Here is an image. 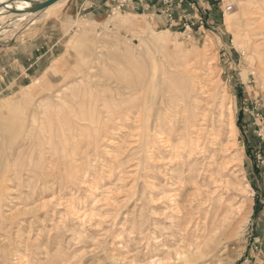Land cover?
<instances>
[{"label": "rangeland", "instance_id": "rangeland-1", "mask_svg": "<svg viewBox=\"0 0 264 264\" xmlns=\"http://www.w3.org/2000/svg\"><path fill=\"white\" fill-rule=\"evenodd\" d=\"M204 3L212 12L199 30L155 26L147 16L119 9L83 15L69 0L43 15L0 12V103L20 98L21 91L35 85L37 90L28 92L33 107L40 100L52 102L38 118L53 115L44 129H29L33 150L15 164L25 168L20 177L13 173V162L3 164V156L15 151L25 132L0 137V264H176L173 253L183 243L177 224L181 210L207 205L210 198L215 206L224 205L222 212L242 209L235 215L236 227L224 235L222 258L264 264V0ZM231 14L240 20L235 28L225 24ZM150 29H167L165 48L155 51L144 43ZM87 66L96 79L93 94L86 97L102 122L93 138L77 125L85 122L66 111L67 104L76 108L70 95L79 89L77 75L63 81L65 74ZM118 69L134 87L127 90L132 106H124L130 109L125 118L113 111L107 118L103 106L114 105L104 79ZM151 70L186 75L196 91H179L169 82L152 84L147 79ZM14 78L18 83L13 85ZM149 97L154 98L150 123H156L157 110L165 122L144 142L142 104ZM107 101L108 106L101 103ZM187 109L201 124L198 154L188 153L187 145L197 134L187 138L182 133ZM21 122L14 125L19 129ZM60 149L67 159L73 157L66 162L71 177Z\"/></svg>", "mask_w": 264, "mask_h": 264}, {"label": "bare ground", "instance_id": "bare-ground-1", "mask_svg": "<svg viewBox=\"0 0 264 264\" xmlns=\"http://www.w3.org/2000/svg\"><path fill=\"white\" fill-rule=\"evenodd\" d=\"M29 1H32V0H0V4L1 3L5 4V6L0 7V12L11 10V11H13V13H11L12 16L15 13H20L22 15L32 14V13H40V14L43 15V14L47 13L48 11H50L52 8L60 6L65 0H57V1L53 2L52 4L48 5L47 7H45L44 9H42V10H40L38 12H28L27 11V9L31 5ZM19 11H21V12H19ZM231 15L232 16H228L226 18L225 24H226V26L228 28H233V27L235 28V26H237V24L240 23V20L237 19L238 16L236 18L235 17L236 15H234V14H231ZM167 33H168L167 29L160 30V31H157V32L155 30L150 29L149 35L146 38V40H144V43H146L148 45V47L153 49V50H155V49L156 50L157 49H159V50L163 49V48H165L167 46V41H166L168 39V37L166 36ZM153 65H154V63H152V66ZM260 70H261V74H262V76L264 78V66H262ZM94 71L95 70L92 69L91 66H87V67H84V68H78L77 67V69L73 70V72H70L69 74H65L64 75L65 77H63L64 80L62 79L63 81H65V78L67 79L68 77H73L74 75L75 76L77 75L76 79L78 80L79 89L76 88L77 91H74L75 93L73 92L74 94L70 95L71 98H74V102H75L74 105H75L76 108H73L72 107L73 105L70 106L69 104H67V108L69 110H66V111H68V115L70 117L73 116L78 121H84L85 122L84 125H81V123H77V125L80 126L82 129L86 130V134L85 135L88 138L89 137L93 138V137H91L92 134H93V136H94V133L97 134V132L99 131V129H100L101 125H102L101 124L102 122H100L99 113L95 111L94 102H91L92 100H91L90 97H89V99L91 101L86 97L87 94H89V93L91 94V92H92L91 91V87H92L91 84L93 82H95V79H96V77H94L95 75H92V72H94ZM181 76L182 75H180V77L179 76L178 77L177 76L176 77H170V76H168L166 74V71H163L161 74L158 75L154 71L151 70L150 74L148 73V75H147V79H149L148 81H150V83H152V84H155V83H157V84L158 83L166 84L167 82H169L170 84L174 85L175 87L177 86L179 91H185V92H188V93L189 92L195 93L196 87H195V85L193 83L191 84V82L193 80L191 79L192 81H189L190 79L186 75L185 76L183 75L182 77ZM104 80H105L104 85L105 84L108 85V86H105L104 89H105V91L108 90V93L110 94L109 96L113 97L112 98L113 100H111V101H113V105H114V109H112V108H110L108 106V104L111 102L110 100H109L110 102L107 101V103L101 102V103H103V104L108 106V107H106V106H103V104H102V106L105 107V109H106V111L104 110L106 112V117L110 118L112 113L115 112L117 118H119V117L120 118H125L128 115V112H129L130 109L129 108H124V106L127 105V104H131V106H132L131 101L127 99L128 95H130L127 92V90H129L130 88H132V90H134V87L126 80V76L124 74V70H122V69H120V70L118 69L115 72V74L107 75V77ZM183 82L186 83V84H184ZM110 84H112V85L110 86ZM196 86H198V85H196ZM99 87L100 86H98V88ZM183 87H184V89H183ZM94 88H96V85H95ZM76 89H74V90H76ZM36 90H37V87L35 85L27 86L25 88V92L24 91L20 92L21 93V97L20 98L18 96V98H14V99H11L9 101L7 100V101H4V102L0 103V137H2L4 135V136H6L9 139H13L16 135L18 136V133L21 130H22V132H25V133H22L21 135H19V137L20 136H23V137H21V139H19L17 141V143L14 144L15 151H11L9 153H6L3 156V158L5 159L3 164L5 166L8 164V162H13V168H14L13 169L14 170L13 173H14V175L16 177H20L21 176V171L23 169H25L23 167H17V165H15L16 162H18L21 159L22 154L24 152H26V153L28 152L30 154V152H32V150H33V148H32V146H33L32 142L33 141L31 142V141H28L29 138L27 139V137H29V134H30L29 133V129H32V128L36 129V127L38 129H44L45 126H47L46 124H48L50 121L52 122V116L53 115L46 116V118L45 117H42L41 119L38 118L37 114H44V116H45V111L47 110V108H49V106H50V108H52L51 107L52 106V102L49 100V98L46 99V100L45 99L44 100H40L36 104V106L33 107V101H32V97H31L30 93H32L33 91H36ZM94 90H96V89H94ZM175 91L173 93H175ZM28 92H30V93H28ZM63 92H65V91H62V93ZM69 92H71V91H69ZM171 92H172V89H171ZM92 94H93V92H92ZM102 94H104L103 91H102ZM178 94H180V93H178ZM96 95H94V96H96ZM62 97H64V94H63ZM65 97H66V95H65ZM52 98H53V96H52ZM59 98H61V97H59ZM107 98H109V97H107ZM137 98L138 97H136V99ZM185 98H186L185 96H181L180 98L178 97V99H185ZM103 99H106V95H105V98H103ZM153 99L151 97H149V99H145V101L142 104V109H143L142 111H144V124H143V129H144V133H143V139L144 140L143 141L144 142H146L147 140L151 141V137H150L149 131H151L152 129H155L156 126H158L159 128L164 126L163 123L165 122L164 121L165 117L163 116L164 118H161L162 116L159 115L160 112L157 110L156 111L157 114L154 115V117L156 119V123L155 124L154 123H152V124L150 123L151 117H149V116H151V115L149 114V107L154 102ZM101 100H102V98H101ZM63 101H65V100H63ZM63 101H61V102H63ZM57 103H59V102H57ZM65 103L63 102V104H65ZM159 103L162 104L163 103V99H160ZM58 105H60V104H58ZM189 105H187V106H189ZM165 107H166V105H165ZM31 108H34V110L33 111L30 110ZM65 108H66V105H65ZM54 110H56V108ZM54 110H53V113H55L54 117H56L57 116L56 115L57 111H54ZM152 110H154V109H152ZM190 110L191 109H189V110L187 109L186 110L187 114L182 118V121L184 123L183 127H182L183 128L182 133L187 138L190 136L191 133L197 134V136L195 135L196 137L194 139L193 138L190 139V141H189L190 143L188 142L189 144H187V142H186V144L189 147L187 145L186 146L189 148L188 153H190V154H198V152H200V150L202 148V147H200L201 146V142H200V138L201 137L199 138V136H198V134L200 133L199 131L201 129V126H200L201 124L198 122V120H197L198 118H196V115L193 112H191ZM49 111L51 112L52 110H49ZM63 111H65V109ZM27 114H29V115H27ZM26 116H27V118H26ZM2 119H3V121H1ZM18 119L22 120L21 124L19 125V129H18V127L16 125H14L15 120H18ZM56 119H57V117H56ZM63 121H66V120H63ZM203 121H204V118H203ZM74 122H76V121H74ZM74 122H71V124L73 123V125H74ZM188 123H189V125H188ZM64 125H65L67 130H71V126L72 125L69 126V122L68 121L65 122ZM27 126H29V127H27ZM103 126H105V125H103ZM171 127L173 129L174 124H169V128H171ZM189 128H191V129H189ZM230 128H232V132H235V124L233 122V118L230 119ZM74 130H75V128H74ZM60 133H59V135H60ZM70 134L71 133H69V135ZM64 135H65V133H64ZM52 136H50V137H52ZM66 136L67 135H65V137ZM70 136L72 137V135H70ZM74 139H72V140H74ZM95 139H96V137L94 138V140ZM69 140H70V138H69ZM67 141H68V139H67ZM67 141L65 140V143H67ZM78 141H81V140L78 139ZM70 143H71V140H70ZM72 143L74 144V142H72ZM54 144H55V142H54ZM93 145L97 146V142L94 141ZM94 146H92V147H94ZM67 147L65 146V148H67ZM72 148H71V152H74V151H72ZM54 149H55V147H54ZM185 149L187 150V148H185ZM54 151L55 150H53V152ZM61 152H63V150H61ZM85 152H83V153H85ZM83 153H81V154L83 155ZM3 154H4V152H3ZM65 154L66 153H64L61 162L64 165L65 170H67L66 174H68L69 177H71V171H70L71 169L69 167L70 165H69V163L68 164L66 163L67 160L69 158H71V157H70V154H69V157L67 159L65 157ZM85 156H87V154ZM6 158L8 159V161H6ZM84 159H82L81 162L84 161ZM41 160L42 159L39 156L38 164H37L38 168L42 164ZM55 160H57V159H55ZM80 165H81V163H80ZM1 169H3V168H1ZM34 174H36V173L34 172ZM1 180H3V179H1ZM204 201L206 202L207 200L205 199ZM209 201L210 202L207 205L199 204L198 207H196V208H190V209L185 208V209L181 210V212H182L181 213V217L179 215H177V216L180 217V220L177 222V224L179 225L180 231L182 233L181 239L183 240V243L180 246V248L178 250H175L174 253H173V254H175V257H176V259H175L176 264H222V261H224V260L226 261L225 264H232L231 261L229 260V257H226L224 259L222 258V256L224 257L223 251H224V247H225V242H223L222 240L224 239V235H225V233H226V231L228 229L230 230V229H234L236 227V225H235V221H236L235 220V215H237V214H239L241 212V210H242L241 206L231 207L227 211L222 212V208L224 207L223 204L218 203V205L215 206L213 198H210ZM174 205H175V207H179V204H177L175 202H174ZM194 209H196V212H193ZM195 214H196V217H194Z\"/></svg>", "mask_w": 264, "mask_h": 264}, {"label": "crops", "instance_id": "crops-1", "mask_svg": "<svg viewBox=\"0 0 264 264\" xmlns=\"http://www.w3.org/2000/svg\"><path fill=\"white\" fill-rule=\"evenodd\" d=\"M69 4L83 15L119 9L129 15L147 16L155 26H195L197 30L204 28L212 12L204 0H69ZM15 83L18 78H14Z\"/></svg>", "mask_w": 264, "mask_h": 264}, {"label": "water", "instance_id": "water-1", "mask_svg": "<svg viewBox=\"0 0 264 264\" xmlns=\"http://www.w3.org/2000/svg\"><path fill=\"white\" fill-rule=\"evenodd\" d=\"M57 0H44V1H29L30 2V7L27 9L28 12H38L42 9H44L45 7H47L48 5L52 4L53 2H55ZM5 6L4 3L0 4V7ZM21 12V11H19Z\"/></svg>", "mask_w": 264, "mask_h": 264}, {"label": "built area", "instance_id": "built-area-1", "mask_svg": "<svg viewBox=\"0 0 264 264\" xmlns=\"http://www.w3.org/2000/svg\"><path fill=\"white\" fill-rule=\"evenodd\" d=\"M230 8H231L230 5H228V6L226 7L227 10H229Z\"/></svg>", "mask_w": 264, "mask_h": 264}]
</instances>
